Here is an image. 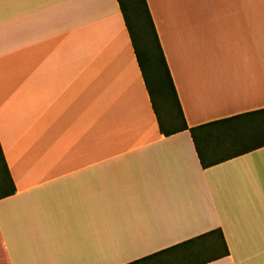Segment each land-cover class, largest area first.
<instances>
[{"label": "crops", "instance_id": "1", "mask_svg": "<svg viewBox=\"0 0 264 264\" xmlns=\"http://www.w3.org/2000/svg\"><path fill=\"white\" fill-rule=\"evenodd\" d=\"M146 3L188 127L264 108V0ZM0 145V264H264V145L203 166L162 133L118 0H0Z\"/></svg>", "mask_w": 264, "mask_h": 264}, {"label": "trees", "instance_id": "2", "mask_svg": "<svg viewBox=\"0 0 264 264\" xmlns=\"http://www.w3.org/2000/svg\"><path fill=\"white\" fill-rule=\"evenodd\" d=\"M127 2L134 24L142 36L140 46L136 44L130 31L124 3L118 0L161 132L169 135L182 129H188L203 166H209L263 146L264 108L194 127L187 126L146 0H127ZM14 190L12 177L0 145V197L9 195ZM213 233H217L219 237V242L216 243L218 252H211L210 242L207 243L208 237ZM189 243L203 251L202 253H207L208 257L202 258L205 260L203 262L228 253L219 229L200 234L171 248L183 247ZM165 252L164 250L158 251L128 264H140L142 261L151 263L152 258H161ZM182 259L191 263L201 258L185 254ZM200 262L202 261L196 264Z\"/></svg>", "mask_w": 264, "mask_h": 264}, {"label": "rangeland", "instance_id": "3", "mask_svg": "<svg viewBox=\"0 0 264 264\" xmlns=\"http://www.w3.org/2000/svg\"><path fill=\"white\" fill-rule=\"evenodd\" d=\"M122 1L124 3V9L132 36L136 44L140 46V44H142V36L140 35L137 27L134 24V20L132 18L127 0ZM175 1H177L178 4L173 3L171 5H154L161 22H168V18L170 17H194L196 13L202 12L201 10H198L200 5H259V1L262 0H172V2ZM156 3H159V1H154V4ZM260 5L262 4L260 3ZM162 28L166 34V38H168L170 27L164 25V27Z\"/></svg>", "mask_w": 264, "mask_h": 264}]
</instances>
